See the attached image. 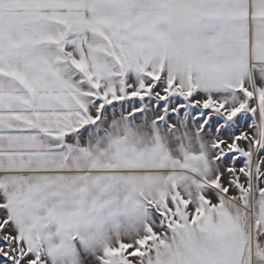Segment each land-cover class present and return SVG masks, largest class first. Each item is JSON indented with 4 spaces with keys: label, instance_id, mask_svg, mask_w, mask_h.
Returning a JSON list of instances; mask_svg holds the SVG:
<instances>
[{
    "label": "snow or ice",
    "instance_id": "1",
    "mask_svg": "<svg viewBox=\"0 0 264 264\" xmlns=\"http://www.w3.org/2000/svg\"><path fill=\"white\" fill-rule=\"evenodd\" d=\"M0 264H264V0H0Z\"/></svg>",
    "mask_w": 264,
    "mask_h": 264
},
{
    "label": "rangeland",
    "instance_id": "2",
    "mask_svg": "<svg viewBox=\"0 0 264 264\" xmlns=\"http://www.w3.org/2000/svg\"><path fill=\"white\" fill-rule=\"evenodd\" d=\"M117 111H119V110H117Z\"/></svg>",
    "mask_w": 264,
    "mask_h": 264
}]
</instances>
